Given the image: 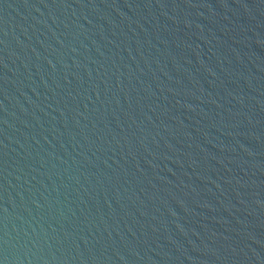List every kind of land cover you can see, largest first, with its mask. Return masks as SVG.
Listing matches in <instances>:
<instances>
[{
	"label": "water",
	"instance_id": "obj_1",
	"mask_svg": "<svg viewBox=\"0 0 264 264\" xmlns=\"http://www.w3.org/2000/svg\"><path fill=\"white\" fill-rule=\"evenodd\" d=\"M0 264H264V0H0Z\"/></svg>",
	"mask_w": 264,
	"mask_h": 264
}]
</instances>
